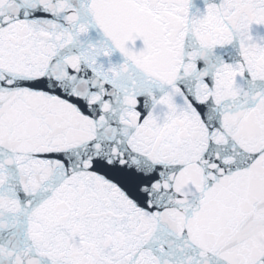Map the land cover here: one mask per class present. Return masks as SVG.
I'll list each match as a JSON object with an SVG mask.
<instances>
[{
    "label": "snow or ice",
    "instance_id": "6c2138e0",
    "mask_svg": "<svg viewBox=\"0 0 264 264\" xmlns=\"http://www.w3.org/2000/svg\"><path fill=\"white\" fill-rule=\"evenodd\" d=\"M0 264H264V0H0Z\"/></svg>",
    "mask_w": 264,
    "mask_h": 264
}]
</instances>
